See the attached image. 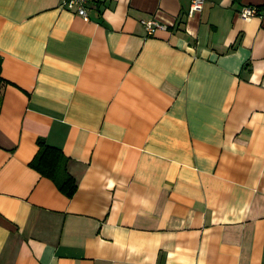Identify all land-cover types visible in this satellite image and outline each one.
I'll return each instance as SVG.
<instances>
[{"label":"crops","instance_id":"crops-1","mask_svg":"<svg viewBox=\"0 0 264 264\" xmlns=\"http://www.w3.org/2000/svg\"><path fill=\"white\" fill-rule=\"evenodd\" d=\"M188 10L0 0V264H264V0Z\"/></svg>","mask_w":264,"mask_h":264},{"label":"trees","instance_id":"trees-1","mask_svg":"<svg viewBox=\"0 0 264 264\" xmlns=\"http://www.w3.org/2000/svg\"><path fill=\"white\" fill-rule=\"evenodd\" d=\"M4 82L0 76V83ZM38 150L29 165L41 175L54 180L57 188L66 196L71 197L77 188L75 178L68 173L66 165L69 160L60 149L37 140Z\"/></svg>","mask_w":264,"mask_h":264},{"label":"built area","instance_id":"built-area-1","mask_svg":"<svg viewBox=\"0 0 264 264\" xmlns=\"http://www.w3.org/2000/svg\"><path fill=\"white\" fill-rule=\"evenodd\" d=\"M92 0H60L62 8L72 11L80 15L84 19H88V7ZM206 0H188L189 2V13L201 11ZM258 14L257 6L244 5L239 11V15L248 19L251 16ZM140 23L143 26L146 35H152L157 29L164 28L165 25L156 20L153 17L141 18Z\"/></svg>","mask_w":264,"mask_h":264}]
</instances>
